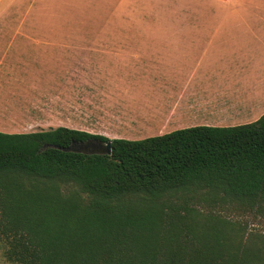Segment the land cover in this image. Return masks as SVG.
Segmentation results:
<instances>
[{"label":"trees","instance_id":"1","mask_svg":"<svg viewBox=\"0 0 264 264\" xmlns=\"http://www.w3.org/2000/svg\"><path fill=\"white\" fill-rule=\"evenodd\" d=\"M95 139L111 142L112 155L50 147ZM225 213L264 216V115L141 140L67 127L0 132L10 264H264V235Z\"/></svg>","mask_w":264,"mask_h":264},{"label":"crops","instance_id":"2","mask_svg":"<svg viewBox=\"0 0 264 264\" xmlns=\"http://www.w3.org/2000/svg\"><path fill=\"white\" fill-rule=\"evenodd\" d=\"M229 20L243 23L200 35L179 32L178 40L160 52L121 57L122 68L113 74L121 91L111 101L123 121H135L139 133L151 135L114 139L141 140L195 126H240L264 115V25L245 23L253 20L248 16ZM49 36L54 35L0 30L1 133H33L42 125L47 99L41 62L47 55L41 48L51 44L42 38Z\"/></svg>","mask_w":264,"mask_h":264},{"label":"rangeland","instance_id":"3","mask_svg":"<svg viewBox=\"0 0 264 264\" xmlns=\"http://www.w3.org/2000/svg\"><path fill=\"white\" fill-rule=\"evenodd\" d=\"M248 16L245 23L264 25V0H0V30H32L54 36L41 51L43 94L41 124L35 131L65 126L110 139L138 138L135 121H123L111 99L121 89L115 70L134 52H160L178 40L179 32L234 27L229 20ZM51 129V128H50ZM200 210L221 211L212 204ZM223 212V211H222ZM248 232L264 235V216L225 213ZM0 264H10L0 245Z\"/></svg>","mask_w":264,"mask_h":264},{"label":"water","instance_id":"4","mask_svg":"<svg viewBox=\"0 0 264 264\" xmlns=\"http://www.w3.org/2000/svg\"><path fill=\"white\" fill-rule=\"evenodd\" d=\"M50 147L63 152H72L84 155H112V143H103L97 139L79 143L73 142L68 147H60L58 145H51Z\"/></svg>","mask_w":264,"mask_h":264}]
</instances>
